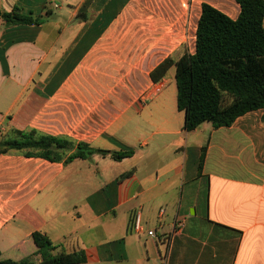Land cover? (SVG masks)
Returning <instances> with one entry per match:
<instances>
[{
  "label": "crops",
  "instance_id": "1",
  "mask_svg": "<svg viewBox=\"0 0 264 264\" xmlns=\"http://www.w3.org/2000/svg\"><path fill=\"white\" fill-rule=\"evenodd\" d=\"M203 4L240 11L234 0H0L39 20L0 19V141L34 131L73 144L61 161L0 154V260L31 257L39 232L84 264H264L263 112L186 132L175 67L158 69L195 53ZM77 144L132 155L66 163Z\"/></svg>",
  "mask_w": 264,
  "mask_h": 264
},
{
  "label": "trees",
  "instance_id": "2",
  "mask_svg": "<svg viewBox=\"0 0 264 264\" xmlns=\"http://www.w3.org/2000/svg\"><path fill=\"white\" fill-rule=\"evenodd\" d=\"M239 15L231 20L213 7L203 4L196 28L195 53H182L176 60L166 59L158 69L175 67L176 104L184 114L183 130L191 132L202 123L213 129L228 128L248 112L261 110L264 122V0H234ZM6 26L38 24L17 8L1 12ZM152 79H155L152 73ZM73 144L51 136H37L34 131L16 132V137L0 141V154L9 150L27 157L61 161ZM110 155L121 160L132 155L109 153L77 144L65 162L87 159L92 154ZM204 150L199 160L202 166ZM36 251L31 257L0 264H84L83 251L67 253L43 233L31 235ZM33 257L38 260L34 261Z\"/></svg>",
  "mask_w": 264,
  "mask_h": 264
},
{
  "label": "built area",
  "instance_id": "3",
  "mask_svg": "<svg viewBox=\"0 0 264 264\" xmlns=\"http://www.w3.org/2000/svg\"><path fill=\"white\" fill-rule=\"evenodd\" d=\"M163 213H164L163 209H160L159 210V215L162 216ZM175 225L177 227H182L180 221L179 222H176ZM131 228L136 233H141L143 231V227H142V224H141V214H140L139 211L138 212H135L133 214V216H132ZM147 235L149 237H151V238H155V236H156L155 233H154V231H152V230L147 231Z\"/></svg>",
  "mask_w": 264,
  "mask_h": 264
}]
</instances>
